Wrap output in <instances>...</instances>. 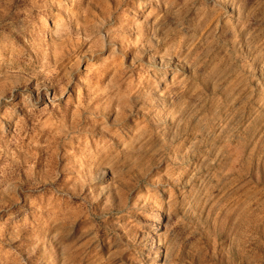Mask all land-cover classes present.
<instances>
[{"label": "rangeland", "instance_id": "374dc122", "mask_svg": "<svg viewBox=\"0 0 264 264\" xmlns=\"http://www.w3.org/2000/svg\"><path fill=\"white\" fill-rule=\"evenodd\" d=\"M0 264H264V0H0Z\"/></svg>", "mask_w": 264, "mask_h": 264}]
</instances>
